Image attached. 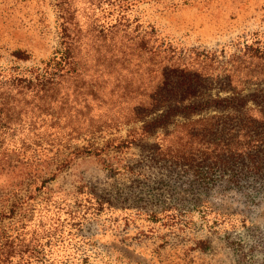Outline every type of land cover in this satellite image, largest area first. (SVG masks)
I'll return each instance as SVG.
<instances>
[{
	"label": "rangeland",
	"instance_id": "1",
	"mask_svg": "<svg viewBox=\"0 0 264 264\" xmlns=\"http://www.w3.org/2000/svg\"><path fill=\"white\" fill-rule=\"evenodd\" d=\"M121 1L0 0V94L8 77L43 70L61 46L64 18L86 63L81 80L62 87L70 101L56 110L76 115L54 136L56 156L69 165L31 197L23 165L0 172V190L23 198L15 211L10 194L0 198L5 264H264V178L204 176L197 159L209 155L176 127L183 117L144 134L142 122H128L135 101L125 93L151 87L149 69L161 60L210 74L214 98L227 80L238 91L264 88L255 58L264 56V0ZM122 15V36L101 39L97 32L107 34ZM142 38L159 53L143 70L130 54ZM88 78L98 92L76 90ZM182 153L191 164L173 162Z\"/></svg>",
	"mask_w": 264,
	"mask_h": 264
},
{
	"label": "trees",
	"instance_id": "2",
	"mask_svg": "<svg viewBox=\"0 0 264 264\" xmlns=\"http://www.w3.org/2000/svg\"><path fill=\"white\" fill-rule=\"evenodd\" d=\"M124 17L122 15L120 24L112 26L107 34L98 31L100 38L104 39L111 34L116 39L121 37L123 33L117 30L125 23ZM75 30L71 21L64 18L61 25V46L46 62L43 70H38L31 78L12 75L3 83L9 91L0 94V172L4 173L5 168L8 172H13L17 164L23 165L26 170L24 192L28 194L27 197H31L33 191H39L40 180L43 179L41 186H44L46 182L54 179L64 166L69 165L68 157L59 159L56 156L59 153V144H55L54 136L58 135L64 118L66 127H70L72 118L76 117L72 116L71 112H67L64 117L62 111H56L57 107L63 104L66 106L70 101L68 93L64 94L62 87L72 79L81 80L85 70L86 63H82L78 54L81 46ZM148 46L149 43L142 38L130 51L132 58L138 59L141 70L150 59L159 55L157 48ZM91 47L98 57L104 56L100 47L92 43ZM119 53L122 57L120 60L128 62L130 54L127 51ZM256 57L260 60L259 63L264 64V56ZM118 62L120 61H116ZM103 68L110 69L109 65ZM149 75H154L151 87L140 85L135 91L125 89V93H130L128 99L135 101L129 106L128 122H142V130L146 134L150 129L165 127L172 119L182 116L183 123L177 124L176 127L187 129L185 136L189 138L188 142H195L203 153L209 155L197 159L201 167H205L202 171L204 176H209L208 173L228 174L227 176L235 181L264 178L263 87L247 92L238 91L231 81L227 80L226 87H220V92L228 95L222 97L218 92L214 98L210 93V74L184 65L173 66L162 60L154 63L149 69ZM89 89L99 91V88L95 89L92 78H88L76 88ZM74 99L76 101V96ZM83 100L86 101L87 96L83 97ZM160 111L161 114L157 118L148 120ZM194 116L199 118L194 120ZM84 125L85 123L81 124ZM93 153L98 154H91ZM52 154L56 156L51 159V165L53 163L54 167L43 172V164ZM186 156L183 153L176 155L173 162L181 166L191 164V159H186ZM46 175L51 178L44 179ZM16 190L18 189L7 194L0 190V198L8 194L10 199L13 198L11 211L17 210V205L23 200L19 190ZM2 206L0 205V212ZM0 250L3 248L0 247ZM24 252L29 251L25 249ZM10 258L9 253H0V261H3V264Z\"/></svg>",
	"mask_w": 264,
	"mask_h": 264
}]
</instances>
